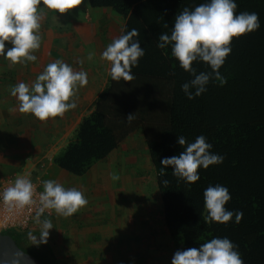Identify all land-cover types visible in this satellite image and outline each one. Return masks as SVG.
<instances>
[{
  "label": "trees",
  "instance_id": "obj_1",
  "mask_svg": "<svg viewBox=\"0 0 264 264\" xmlns=\"http://www.w3.org/2000/svg\"><path fill=\"white\" fill-rule=\"evenodd\" d=\"M87 2L122 17L119 36L137 29L146 54L133 68L132 81L113 80L109 71L92 111L52 164L80 177L129 137L139 135L155 172L162 221L175 252L227 237L238 246L245 264H264V0H236L237 12L258 13L261 27L233 39L232 52L220 69L222 79L211 81L207 91L193 100L181 90L191 75L179 67L170 47L160 49L156 43L162 32H170L183 8L194 9L204 0ZM193 66L198 73L210 71L203 62ZM133 113L136 118L128 123L126 117ZM200 135L207 138L214 154L224 156L223 164L199 169L200 179L195 183L173 176L171 168L161 175V159L184 150L177 137L194 142ZM164 180L169 183L164 185ZM216 184L230 191L232 199L226 207L243 211L239 224L234 217L227 224L206 220L203 193ZM29 232L28 228H9L0 230V235L10 237L40 263L57 264L46 246L31 244Z\"/></svg>",
  "mask_w": 264,
  "mask_h": 264
},
{
  "label": "crops",
  "instance_id": "obj_2",
  "mask_svg": "<svg viewBox=\"0 0 264 264\" xmlns=\"http://www.w3.org/2000/svg\"><path fill=\"white\" fill-rule=\"evenodd\" d=\"M41 14V47L33 53L37 61L13 65L0 56V188L25 177L38 181L40 192L44 181L53 179L84 193L89 203L73 216L49 210L42 217L54 226L44 246L57 264H171L175 249L163 225L155 172L139 135L80 177L52 164L107 84L110 62L101 54L118 38L122 17L108 8H92L87 0L70 13L43 9ZM11 46L6 43V49ZM56 60L88 73L87 86L74 98L77 108L47 121L21 113L11 88L31 84ZM114 173L119 180L111 179ZM28 231L39 235L34 219Z\"/></svg>",
  "mask_w": 264,
  "mask_h": 264
},
{
  "label": "clouds",
  "instance_id": "obj_3",
  "mask_svg": "<svg viewBox=\"0 0 264 264\" xmlns=\"http://www.w3.org/2000/svg\"><path fill=\"white\" fill-rule=\"evenodd\" d=\"M84 0H0V56L13 65L36 62L33 53L40 49L42 11L47 8L57 14L70 13ZM236 0H204L194 9L185 7L175 17L170 32H162L156 46L160 49L171 48V55L178 65L192 77L181 86L189 100L200 97L207 91L213 80L222 79L220 69L231 54L234 38H240L260 29V19L256 12H237ZM168 26L165 24L164 28ZM135 28L125 31L114 39L101 54V59L110 62V75L113 80L132 81L133 68L145 56V49ZM6 43L12 46L6 49ZM203 62L210 71L197 72L193 66ZM88 84V73L75 70L63 60L49 63L34 82H20L10 90L19 102V111L31 114L40 121L62 117L66 112L77 108L75 96L79 88ZM135 113L129 114L126 121L131 123ZM177 143L184 150L178 155L161 159V175L164 170L172 169V175L187 183L200 179L199 169L221 165L224 156L214 154L212 145L204 135L188 142L184 136L177 137ZM113 181L119 180L112 174ZM169 182L163 181L164 185ZM206 220L227 224L234 219L239 224L243 211L229 210L226 205L232 199L229 189L221 184L209 186L204 190ZM35 185L30 179L19 177L14 184L0 191V201L9 213L25 208L38 207L34 220L39 225V235L27 234L32 245L47 244L50 231L54 229L50 219L43 218L46 210L71 217L89 203L77 188H65L60 182L49 179L44 181L43 192L38 201ZM171 264H245L238 246L227 237L210 239L200 246L178 250Z\"/></svg>",
  "mask_w": 264,
  "mask_h": 264
},
{
  "label": "built area",
  "instance_id": "obj_4",
  "mask_svg": "<svg viewBox=\"0 0 264 264\" xmlns=\"http://www.w3.org/2000/svg\"><path fill=\"white\" fill-rule=\"evenodd\" d=\"M11 183H5L0 188V191L12 186ZM36 188V199L38 201L39 191ZM38 203L36 206L31 208H25L23 210H16L12 213H9L7 209L4 207L2 201H0V230L9 229V228H18V229H26L28 228L30 222L34 219L36 207H38ZM49 210H46L45 214L48 213Z\"/></svg>",
  "mask_w": 264,
  "mask_h": 264
},
{
  "label": "water",
  "instance_id": "obj_5",
  "mask_svg": "<svg viewBox=\"0 0 264 264\" xmlns=\"http://www.w3.org/2000/svg\"><path fill=\"white\" fill-rule=\"evenodd\" d=\"M0 264H42L20 250L8 236L0 235Z\"/></svg>",
  "mask_w": 264,
  "mask_h": 264
},
{
  "label": "rangeland",
  "instance_id": "obj_6",
  "mask_svg": "<svg viewBox=\"0 0 264 264\" xmlns=\"http://www.w3.org/2000/svg\"><path fill=\"white\" fill-rule=\"evenodd\" d=\"M143 160H144V159H143ZM143 164H144V163H143ZM38 183H39L38 181H35V182L33 181V184L37 187V189H38V187H39V186H38V185H39ZM38 191H39V190H38ZM39 192H40V191H39ZM40 193H41V192H40ZM31 244H32V243H31Z\"/></svg>",
  "mask_w": 264,
  "mask_h": 264
}]
</instances>
